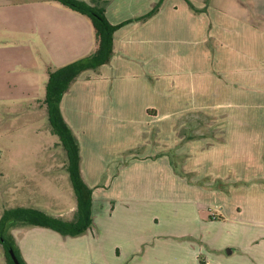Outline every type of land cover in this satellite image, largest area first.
I'll return each mask as SVG.
<instances>
[{"label": "crops", "instance_id": "0c3cea01", "mask_svg": "<svg viewBox=\"0 0 264 264\" xmlns=\"http://www.w3.org/2000/svg\"><path fill=\"white\" fill-rule=\"evenodd\" d=\"M104 1L108 20L119 25L146 15L159 0ZM191 2L202 12L185 0H165L150 20L118 30L111 63L83 73L62 100L63 116L80 143L83 178L94 189L89 264H264V0ZM92 30L88 18L56 2L0 0V92L29 95L41 82L43 60L89 51ZM42 39H49L46 56ZM192 117L212 118L226 132L218 129L179 146V124H198ZM167 123L169 138L159 126ZM252 125L257 129L251 131ZM126 126L137 131L133 145L117 137L116 127ZM152 134L160 146H153ZM173 136L170 149L164 140ZM191 145L202 149L191 151L196 158L185 150ZM171 150L178 159L190 157L184 164L180 160L188 173L198 172L197 157L209 150L240 157L244 185L235 183L240 169L224 178L230 183L225 191L182 179L174 172ZM124 154L130 157L116 161ZM106 170L113 175L98 186ZM98 187L105 199L96 213ZM155 203L159 211L150 213ZM220 225L235 227L226 231L233 238L226 244L230 255L211 233ZM11 233L32 264V243L21 242L29 230Z\"/></svg>", "mask_w": 264, "mask_h": 264}, {"label": "rangeland", "instance_id": "374dc122", "mask_svg": "<svg viewBox=\"0 0 264 264\" xmlns=\"http://www.w3.org/2000/svg\"><path fill=\"white\" fill-rule=\"evenodd\" d=\"M93 35L94 32L92 30L89 51L85 50L79 53L73 52L71 56L66 58L54 57L56 60L54 59L53 61L43 60L41 65V82L37 88H33L30 93L27 92L30 97H34L33 99H28L29 97L27 96L29 95L24 96L25 93L14 89H4L0 92V218L5 210L19 207L40 210L54 217H68L75 211L77 207V199L66 169L67 156L61 145L58 143V137L51 132L47 109L42 102L45 99V86L48 80L46 72L47 67H63L89 56L95 49V36ZM42 42L41 46L44 54L49 46V39H42ZM74 44L77 45L78 40L74 39ZM44 55L46 56V54ZM191 119L196 120L198 124L192 123L183 125L184 123L182 122L179 124L180 130H182L181 135L183 137L179 146H182L183 144L185 146L187 145L186 143L193 142L194 140H189L190 138L198 137L197 139H199V136L209 138L212 131L217 133L218 129L221 134L222 132H226L225 126L214 123V119L212 118L192 117ZM191 119H188V121H191ZM258 125H256V127H258ZM159 126L167 128L163 135L164 137L169 138L170 135H172L171 131L168 130L169 123H167V125ZM130 127L126 126L127 129H117L116 127L115 131L118 132L117 137L121 142L124 143L130 141L133 145L137 131L134 127ZM231 127L235 129H243L244 125H231ZM256 127L255 125H252L251 131ZM246 130L249 131L247 128ZM152 135L153 146H160L161 144L157 143L156 139H154L156 138L155 134ZM173 138L174 136L168 140H164L167 141L168 147L174 143ZM195 145L185 148V150L188 151V155L193 156V158L196 157L191 151H193L195 147L199 153L202 151V149L199 151V148ZM161 147L164 148L166 146ZM169 148L172 149L173 147ZM157 151H159L158 148H150L151 154H159ZM138 152L140 151L138 150ZM130 154H133V152ZM169 154L172 162L177 163V166H179L178 172H174L182 179L187 181L195 180L203 185H214L211 189L218 188L220 191H225L230 183H226V181H224L226 179L224 178L230 176L233 178L234 175L239 174L238 181L235 176L236 186L244 185L243 181L245 172L240 157H234L233 155L227 156L226 152H219L216 154L209 150L206 155L199 154L200 156L197 157V160L202 164L197 166L198 172L195 171L196 173H188L186 172V169H182L180 165H182V161L184 164L185 160L190 157L181 154L183 156H180L182 159V161H180L181 159H178L175 150H171ZM127 157L130 156L124 154L122 156H116L115 159L116 161H120ZM151 157L153 158L156 156H150V158ZM178 160L181 163L178 162ZM192 163L193 162L190 163V166H192L193 169L195 167H193ZM231 166L235 173L230 171ZM237 169H240L238 174ZM102 174V182L99 183L98 186L104 185L106 178L108 176L111 177L113 172L106 170ZM152 175L153 173L150 171V176ZM150 179L153 178L151 177ZM152 184L153 182L150 181V186ZM98 188L99 189L96 191V213H99L98 210L102 206L100 203H104L103 200L105 199L100 187ZM150 191L158 193L159 188L152 186ZM220 199L222 200L223 197H220ZM158 205L159 204L157 203L151 204L150 213H157L159 211V208L157 207ZM211 208L212 214L216 217L218 212L217 209L215 210L213 207ZM204 209L209 212V208L207 209L204 207ZM204 214L207 213L205 212ZM216 219L218 220V217H216L215 220ZM220 227L223 228L211 232H214L217 237L219 236L221 239L219 242L220 245L225 244L226 246L229 242L233 243V238L229 235L227 236L226 231L235 227L232 225H229L228 227L226 225H220ZM34 229L35 228L32 227L16 228V231L29 230L30 232L27 236V240L23 239L21 242L22 244H26L28 240L31 241V257L29 260L32 264H89V262H91L92 256L88 253V245L93 243L91 239L93 235H89L92 231L84 236L74 238L63 237L56 234L60 237L58 239L55 236V232L52 235L48 232H42L44 230L43 228H37V231ZM16 235L20 238L23 237L18 233H16ZM94 244L98 246L97 243ZM228 249L232 250V247L227 245L223 251L224 255H227L226 250ZM4 256L3 250H0V264H5ZM105 259L106 261L110 260L108 257Z\"/></svg>", "mask_w": 264, "mask_h": 264}, {"label": "trees", "instance_id": "16d2710c", "mask_svg": "<svg viewBox=\"0 0 264 264\" xmlns=\"http://www.w3.org/2000/svg\"><path fill=\"white\" fill-rule=\"evenodd\" d=\"M50 1L59 3L73 12L85 16L91 21L94 28L95 49L89 56L63 67H47L48 80L45 86V99L42 102L47 109L51 132L58 137V143L66 153V169L75 192L77 207L68 217H54L40 210L23 207L5 210L0 218V245L3 248L7 264H15L10 250L14 251L19 264H27L11 233L17 227L43 228L52 230L63 237L72 238L84 236L94 229V189L83 178L80 143L63 116L61 103L72 85L83 73L97 71L111 63L115 54L114 38L118 30L130 23L150 20L158 14L165 0H159L146 15L119 25L112 24L106 16L108 1L92 0L91 3L81 0ZM185 1L194 12H202L194 7L191 0ZM197 138H190L189 140ZM172 164L178 172V164L175 162Z\"/></svg>", "mask_w": 264, "mask_h": 264}, {"label": "water", "instance_id": "95a60500", "mask_svg": "<svg viewBox=\"0 0 264 264\" xmlns=\"http://www.w3.org/2000/svg\"><path fill=\"white\" fill-rule=\"evenodd\" d=\"M231 252H232V250H230V249L226 250V254L227 255H230ZM10 254H11V257H12V260L14 261V263L15 264H19V261H18V259H17V257H16V255H15L13 250H10Z\"/></svg>", "mask_w": 264, "mask_h": 264}, {"label": "built area", "instance_id": "2783aa9c", "mask_svg": "<svg viewBox=\"0 0 264 264\" xmlns=\"http://www.w3.org/2000/svg\"><path fill=\"white\" fill-rule=\"evenodd\" d=\"M214 219L216 218L215 215L212 216Z\"/></svg>", "mask_w": 264, "mask_h": 264}]
</instances>
